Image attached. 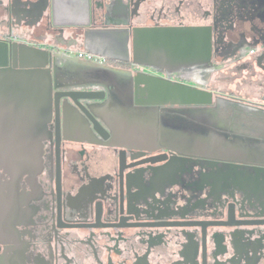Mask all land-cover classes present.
I'll list each match as a JSON object with an SVG mask.
<instances>
[{
  "label": "flooded vegetation",
  "instance_id": "1",
  "mask_svg": "<svg viewBox=\"0 0 264 264\" xmlns=\"http://www.w3.org/2000/svg\"><path fill=\"white\" fill-rule=\"evenodd\" d=\"M1 1L0 40L48 51L64 109L57 125L52 106L39 132L38 167L0 164V264H264V0H140L131 26H214L210 59L177 70L131 63L130 28L103 24L108 0H90L77 28L53 26L47 10L18 26ZM109 28L127 31L126 59L75 55L81 29ZM154 78L213 93L207 105H160L157 119L195 113L254 153L237 161L125 138L146 97L138 83ZM84 96L93 111L75 107Z\"/></svg>",
  "mask_w": 264,
  "mask_h": 264
},
{
  "label": "water",
  "instance_id": "2",
  "mask_svg": "<svg viewBox=\"0 0 264 264\" xmlns=\"http://www.w3.org/2000/svg\"><path fill=\"white\" fill-rule=\"evenodd\" d=\"M139 2L136 0L130 10L129 0H108L103 17L105 26L130 28L131 63L177 70L210 59L214 26H131L130 19L137 13ZM48 5L49 0H9L11 19L18 26L23 21L28 28L35 27ZM49 60L47 50L25 42L0 40V164L18 173L39 166L40 133L46 131L52 119V106L57 125L59 115H63V104L57 102V97L53 103L50 69L46 67ZM138 88L146 97L137 99L140 107L130 110L134 115L127 118L132 120L127 127L133 128L127 130L125 138L140 144H159L179 153L237 161H244L239 156L254 153L244 147L243 140L228 139L208 123L200 124L201 119L195 113L178 111L165 119L156 118L163 109L160 105L211 104L212 91L161 78L140 80ZM78 99L84 101L74 102L77 110L93 111L87 105L88 97ZM125 125L126 121L122 122Z\"/></svg>",
  "mask_w": 264,
  "mask_h": 264
},
{
  "label": "rangeland",
  "instance_id": "3",
  "mask_svg": "<svg viewBox=\"0 0 264 264\" xmlns=\"http://www.w3.org/2000/svg\"><path fill=\"white\" fill-rule=\"evenodd\" d=\"M90 0H49L47 9L48 18L53 26L77 28L88 23ZM82 30L83 42L76 48L93 53L101 58L117 57L124 59L130 48V38L125 29L109 28L103 32ZM4 33L5 30H1ZM74 49V48H73ZM76 54V52H75ZM187 77L192 74L185 72ZM193 81V80H192ZM218 89L222 87L214 82Z\"/></svg>",
  "mask_w": 264,
  "mask_h": 264
},
{
  "label": "built area",
  "instance_id": "4",
  "mask_svg": "<svg viewBox=\"0 0 264 264\" xmlns=\"http://www.w3.org/2000/svg\"><path fill=\"white\" fill-rule=\"evenodd\" d=\"M76 56L80 59L86 60L88 62H95V63H102L106 60V58H101L98 56H95L91 52L82 51V50H76Z\"/></svg>",
  "mask_w": 264,
  "mask_h": 264
},
{
  "label": "crops",
  "instance_id": "5",
  "mask_svg": "<svg viewBox=\"0 0 264 264\" xmlns=\"http://www.w3.org/2000/svg\"><path fill=\"white\" fill-rule=\"evenodd\" d=\"M115 27H117V26H115ZM119 27V26H118ZM78 50H82V49H78ZM82 51H84V50H82ZM129 52H130V48H129ZM129 52L127 53V54H129ZM127 57H128V55H127ZM126 57V58H127ZM126 58H124V59H126ZM107 59V62L109 63V62H116V61H118V60H122L121 58H117V57H114V58H112V57H109V58H106ZM109 59H111V60H109ZM83 60V59H82ZM84 61H86V60H84Z\"/></svg>",
  "mask_w": 264,
  "mask_h": 264
},
{
  "label": "trees",
  "instance_id": "6",
  "mask_svg": "<svg viewBox=\"0 0 264 264\" xmlns=\"http://www.w3.org/2000/svg\"><path fill=\"white\" fill-rule=\"evenodd\" d=\"M109 60H111V59H109ZM106 61H107V59H106Z\"/></svg>",
  "mask_w": 264,
  "mask_h": 264
}]
</instances>
